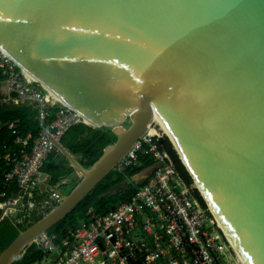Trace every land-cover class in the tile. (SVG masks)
<instances>
[{"label": "water", "instance_id": "obj_1", "mask_svg": "<svg viewBox=\"0 0 264 264\" xmlns=\"http://www.w3.org/2000/svg\"><path fill=\"white\" fill-rule=\"evenodd\" d=\"M0 46L117 135L90 166L55 140L80 178L56 188L60 201L19 231L0 264L119 167L156 112L244 264H264V0H0Z\"/></svg>", "mask_w": 264, "mask_h": 264}, {"label": "built area", "instance_id": "obj_2", "mask_svg": "<svg viewBox=\"0 0 264 264\" xmlns=\"http://www.w3.org/2000/svg\"><path fill=\"white\" fill-rule=\"evenodd\" d=\"M1 81L10 93L0 95V105L35 102L42 126L32 138L23 133L19 117L0 118V129L13 133L0 144V219L17 213L14 220L27 223L60 201L59 183L49 184L48 176H42L44 165L50 155L61 153L55 140L86 121L0 46ZM161 137L158 131L146 132L122 159L125 167L137 164L142 153L156 158L151 174L127 199L103 212L89 208L61 236L48 231L38 237L33 244L42 256L30 264H244L211 206L198 197L195 180L188 182L161 147Z\"/></svg>", "mask_w": 264, "mask_h": 264}, {"label": "trees", "instance_id": "obj_3", "mask_svg": "<svg viewBox=\"0 0 264 264\" xmlns=\"http://www.w3.org/2000/svg\"><path fill=\"white\" fill-rule=\"evenodd\" d=\"M51 118L55 117L57 106L51 108ZM39 110L35 102L23 101L18 104L0 105V118L12 119L19 117L22 121V131L24 134L31 133L32 138L37 137L41 131L40 119L38 118ZM13 133L6 127L0 129V144L12 138ZM117 139L116 133L111 126H93L87 122H80L70 126L62 135L61 141L74 154L83 153L80 161L85 166L93 164L102 154L105 146ZM161 147L166 149L175 161L182 176L188 181H194L190 172L183 163L180 154L175 148L169 136L165 135ZM147 145V144H145ZM56 157V160H53ZM156 158L153 154L142 153L139 155V162L122 168L111 170L97 185L90 191L63 219L55 224L49 232H57L63 235L68 227H75L85 216L89 208H96L103 212L109 208L115 207L120 201L127 199L134 191L136 185L142 182H132L124 191L118 193H109V190L120 184L127 177H132L145 168L155 165ZM44 169L51 175V183L56 184L62 178L70 175L75 167L68 162L67 158H62L59 154L53 153L45 162ZM78 180V179H77ZM77 180L67 185L69 190ZM10 188V192L13 191ZM196 193L200 200L205 203V199L199 189ZM34 221V220H33ZM33 221L16 224L11 217L0 219V252L16 237L21 229L26 228ZM42 251L31 244L26 248L23 255L19 256L13 264H30L34 260L41 258Z\"/></svg>", "mask_w": 264, "mask_h": 264}, {"label": "rangeland", "instance_id": "obj_4", "mask_svg": "<svg viewBox=\"0 0 264 264\" xmlns=\"http://www.w3.org/2000/svg\"><path fill=\"white\" fill-rule=\"evenodd\" d=\"M125 125L126 126H128L130 123H131V120L130 119H127L125 122ZM152 128H154V130H155V132L153 131L152 132V134H156V131H158V132H160L163 136H165V135H167V136H169V134L167 133V131L165 130V128L162 126V124L159 122V121H157V120H155V122H154V124H153V127ZM156 128V129H155ZM170 137V136H169ZM119 167H124L122 164H120L119 165ZM138 174V173H137ZM137 174H135L134 176H132V177H127L125 180H123L120 184H118V185H116V186H114V187H112L110 190H109V193H118V192H122V191H124L132 182H135V183H137V182H139V181H141V179H139L138 177H137ZM74 179H73V181H75V180H77V179H79L80 178V173H79V171L77 170V171H75V173H74V177H73ZM62 188L64 189V190H67L68 189V187H67V185H62Z\"/></svg>", "mask_w": 264, "mask_h": 264}, {"label": "crops", "instance_id": "obj_5", "mask_svg": "<svg viewBox=\"0 0 264 264\" xmlns=\"http://www.w3.org/2000/svg\"><path fill=\"white\" fill-rule=\"evenodd\" d=\"M10 93V90L7 86V84L3 81L0 82V95L1 94H9ZM23 102V101H22ZM12 104H18V103H12ZM12 104H9V105H12ZM4 105H8V104H4ZM58 154V153H57ZM154 166V165H153ZM153 166L151 167H148V168H145L144 170H142L141 172H139L137 174V177L139 179H141V181L139 182H143L144 180H146L147 176H149L153 170ZM75 171H77L76 169L70 174L68 175L67 177L63 178L61 181H59V186H62L63 184H68L70 182H73V177H74V173ZM49 173V172H48ZM57 184V183H56ZM85 218V217H84ZM83 218V219H84ZM80 222V221H79Z\"/></svg>", "mask_w": 264, "mask_h": 264}, {"label": "bare ground", "instance_id": "obj_6", "mask_svg": "<svg viewBox=\"0 0 264 264\" xmlns=\"http://www.w3.org/2000/svg\"><path fill=\"white\" fill-rule=\"evenodd\" d=\"M155 120L159 121L162 124V126L165 128V130L167 131V133L169 134V136H171L172 139L175 141V139H174L172 133L170 132L169 128L167 127V125L165 124L164 120L162 119V117L157 112H156V118H155ZM153 131L155 132L154 128H150V130L148 132L152 133ZM219 223L222 226L221 222H219Z\"/></svg>", "mask_w": 264, "mask_h": 264}]
</instances>
